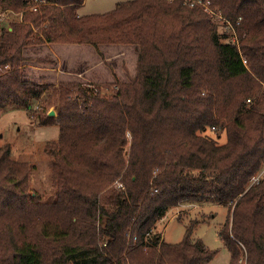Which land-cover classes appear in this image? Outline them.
Listing matches in <instances>:
<instances>
[{
	"label": "trees",
	"instance_id": "1",
	"mask_svg": "<svg viewBox=\"0 0 264 264\" xmlns=\"http://www.w3.org/2000/svg\"><path fill=\"white\" fill-rule=\"evenodd\" d=\"M194 1L230 22L236 43L180 0L85 16L84 0H0L20 14L0 28V111L52 108L39 123L59 127L43 150L53 202L31 191L34 166L0 148V264H207L216 252L191 240L194 221L175 245L156 232L170 209L197 205L227 209L228 264H264V177L249 183L264 162V0ZM44 44L134 46V77L24 79V50Z\"/></svg>",
	"mask_w": 264,
	"mask_h": 264
},
{
	"label": "rangeland",
	"instance_id": "2",
	"mask_svg": "<svg viewBox=\"0 0 264 264\" xmlns=\"http://www.w3.org/2000/svg\"><path fill=\"white\" fill-rule=\"evenodd\" d=\"M126 1L129 0H84V4L78 13L81 16L102 14L114 9L117 4ZM19 18V13L0 11V28L3 26L8 27L12 22H18ZM218 30L221 31V28ZM53 45L73 44H44L28 48H42L44 53L50 55L51 46ZM45 46L48 48L45 49ZM124 46H110L108 49H104L105 56L103 55L102 58L99 56V51L97 52L99 58L103 60V69L106 70L102 71L101 69H97L95 71L98 72V79L108 80V77H110L109 74L112 75L114 69L120 73L121 79L124 81L134 77H128V74L130 73L129 69H133L134 62L136 67L137 52H134L135 49L133 47L127 48ZM122 51L124 53L123 55L120 57L115 56ZM40 54L41 51L39 52ZM107 57L110 61L107 60ZM37 58L40 57H33L32 60L45 61L48 59L45 57H41L42 59ZM95 85L101 87V84ZM101 90L103 93L105 92V95H111L112 89L106 90V88H103ZM36 110L37 105L32 104L29 109L7 107L0 111V148L9 145L12 160L29 163L34 166L35 170L29 177L31 191L38 193L42 202H53L55 200V191L49 179L52 158L47 156L43 150L46 143L58 139L59 127L56 120L48 121L46 124L39 123L41 116L47 115L49 117L50 112H54L52 108H50L47 114L43 115L37 113ZM51 117L55 116L53 115ZM206 135L215 138L213 132H206ZM219 142L221 144L225 142V135L220 137ZM227 217V209L222 206H181L170 209L166 213V216L157 223L156 232L161 235L164 243L175 245L182 241L186 227L194 221L195 224L191 234V240H200L209 251L216 252L212 260L207 264H228L229 254L217 237V233L225 223Z\"/></svg>",
	"mask_w": 264,
	"mask_h": 264
},
{
	"label": "crops",
	"instance_id": "3",
	"mask_svg": "<svg viewBox=\"0 0 264 264\" xmlns=\"http://www.w3.org/2000/svg\"><path fill=\"white\" fill-rule=\"evenodd\" d=\"M51 47L52 49L50 55L44 53L42 48H26L24 50V57L29 60L25 63V66L22 69V76L24 79L31 82H46L53 85H57L62 82L93 83L101 85L113 82L111 74H109L110 77H108V80H100L97 77L98 72H95L97 69L106 71L103 69V60H101L99 56L101 55L100 57L102 58L104 55L103 50L108 49L110 46H100L98 52L99 56L97 52L88 45H53ZM124 47H133V49H135L134 52L136 51V55H138V48L134 46ZM47 48L48 47L45 46V49ZM40 51L41 54L39 55ZM123 54L124 53L122 51L115 56L120 57ZM33 57H40L37 59L45 57L48 59L45 61H34L32 60ZM107 60H109L108 57ZM130 69L128 77H132L135 74V62L133 69ZM113 74L119 82H127L121 79L120 73L116 72L115 69L113 70ZM200 206L204 207L206 205Z\"/></svg>",
	"mask_w": 264,
	"mask_h": 264
},
{
	"label": "built area",
	"instance_id": "4",
	"mask_svg": "<svg viewBox=\"0 0 264 264\" xmlns=\"http://www.w3.org/2000/svg\"><path fill=\"white\" fill-rule=\"evenodd\" d=\"M183 2V5L188 6H194L198 5L203 8V11L208 14L216 23L221 24L226 30H228L232 34V41L236 43V37H235V31L234 27L228 22L227 20H224L218 12L212 11L207 3H202L200 1H194V0H180ZM4 14V13H3ZM214 130V128H212ZM264 177V162L261 166V169L259 172H257L253 177H251L249 183L250 185L257 184L262 178ZM117 189H121V184L115 183Z\"/></svg>",
	"mask_w": 264,
	"mask_h": 264
},
{
	"label": "water",
	"instance_id": "5",
	"mask_svg": "<svg viewBox=\"0 0 264 264\" xmlns=\"http://www.w3.org/2000/svg\"><path fill=\"white\" fill-rule=\"evenodd\" d=\"M50 116H53L54 115V112H50V114H49Z\"/></svg>",
	"mask_w": 264,
	"mask_h": 264
}]
</instances>
